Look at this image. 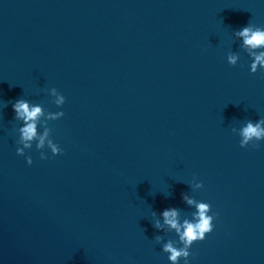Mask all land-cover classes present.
Listing matches in <instances>:
<instances>
[{"label":"water","instance_id":"water-1","mask_svg":"<svg viewBox=\"0 0 264 264\" xmlns=\"http://www.w3.org/2000/svg\"><path fill=\"white\" fill-rule=\"evenodd\" d=\"M248 24L262 0H0V264H171L154 223L192 219L185 193L215 214L190 264H264V140L238 135L264 119ZM20 98L64 112L40 125L60 154H17Z\"/></svg>","mask_w":264,"mask_h":264},{"label":"clouds","instance_id":"clouds-1","mask_svg":"<svg viewBox=\"0 0 264 264\" xmlns=\"http://www.w3.org/2000/svg\"><path fill=\"white\" fill-rule=\"evenodd\" d=\"M264 2V0H262ZM236 37L240 38L241 47L247 52L250 58L249 70L256 73L264 69V27H257L252 24L242 27L235 32ZM240 57L236 52H229L227 62L236 65ZM49 95L53 98L52 102L60 108L65 104V96L57 91L55 87L48 89ZM14 118L21 122L18 128V139L16 148L18 155L25 156L29 165L33 163L31 155H26L25 150L31 149L35 143L36 149L40 150V158L46 159L45 148L49 149L53 155L62 152L61 147L51 138V129L47 126L41 130V123L47 124L48 120H57L64 116V112L49 111L44 112L42 106L38 103L33 104L26 99L15 100L11 105ZM233 131H236L235 129ZM240 136V146L246 147L264 140V119L255 122L248 120L238 130ZM194 187L200 189L203 187L201 182H195ZM183 200L186 204L194 206L195 212L192 219H181L180 212L175 207L164 208L161 213V219H156L154 227L164 231H174L178 239L164 240L161 236H156V242L161 244L162 251L168 254V260L171 264H190V249L197 241H202L207 234L214 229L215 214H210L211 205L204 201H198L188 194H183ZM155 215V214H153Z\"/></svg>","mask_w":264,"mask_h":264}]
</instances>
